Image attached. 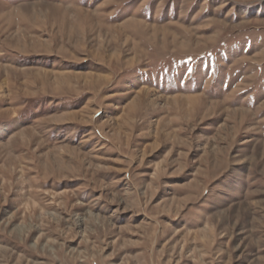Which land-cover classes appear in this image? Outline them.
I'll use <instances>...</instances> for the list:
<instances>
[{
    "label": "rangeland",
    "instance_id": "rangeland-1",
    "mask_svg": "<svg viewBox=\"0 0 264 264\" xmlns=\"http://www.w3.org/2000/svg\"><path fill=\"white\" fill-rule=\"evenodd\" d=\"M0 264H264V0H0Z\"/></svg>",
    "mask_w": 264,
    "mask_h": 264
}]
</instances>
